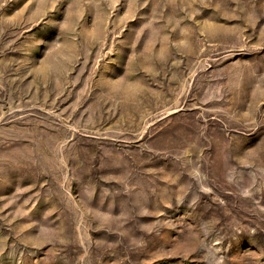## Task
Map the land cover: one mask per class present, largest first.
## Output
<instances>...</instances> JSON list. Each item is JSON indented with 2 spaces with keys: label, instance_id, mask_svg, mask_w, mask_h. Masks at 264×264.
<instances>
[{
  "label": "rangeland",
  "instance_id": "1",
  "mask_svg": "<svg viewBox=\"0 0 264 264\" xmlns=\"http://www.w3.org/2000/svg\"><path fill=\"white\" fill-rule=\"evenodd\" d=\"M0 264H264V0H0Z\"/></svg>",
  "mask_w": 264,
  "mask_h": 264
}]
</instances>
